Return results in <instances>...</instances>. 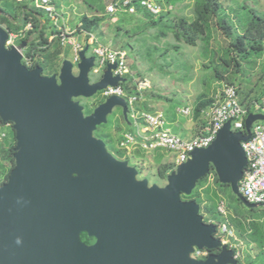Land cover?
<instances>
[{
  "label": "water",
  "instance_id": "1",
  "mask_svg": "<svg viewBox=\"0 0 264 264\" xmlns=\"http://www.w3.org/2000/svg\"><path fill=\"white\" fill-rule=\"evenodd\" d=\"M8 33L0 27V119L16 134L15 168L0 187V264H237L233 251L197 261V251L222 246L214 225L204 224L199 206L183 202L212 166L221 184L247 208L238 183L246 167L241 143L245 134L225 124L205 150L190 159L159 188L137 181L136 171L117 161L102 141L97 126L116 107L126 115L124 99L111 97L84 116L75 98H91L122 80L107 66L91 84L94 58L79 52L78 75L63 61L58 76L43 77L21 63L26 42L6 47ZM85 233L96 240L80 241Z\"/></svg>",
  "mask_w": 264,
  "mask_h": 264
},
{
  "label": "trees",
  "instance_id": "2",
  "mask_svg": "<svg viewBox=\"0 0 264 264\" xmlns=\"http://www.w3.org/2000/svg\"><path fill=\"white\" fill-rule=\"evenodd\" d=\"M61 1L64 2L57 0L54 3L58 13H60L61 4L67 3L69 0ZM74 1H80L79 5L87 10V13L79 18L78 24L73 31V34L76 35L78 39L82 36L83 43L80 41L79 43L82 44L83 47H86L88 35H94V32L104 20L114 17L107 16L105 14V8L110 4H114L117 0ZM177 1L178 0H156V3L160 6L162 3L165 4L163 8L165 9L166 7H174ZM132 4L136 8L135 14L119 15L137 16L147 19L151 22L152 27H158L159 33L157 34V38H159V36H166L167 32H171L176 43L183 42L190 47H195L197 41L201 40L204 47L203 52L211 54L208 63L202 64L203 68L212 71L214 77L217 79L226 81L227 86L234 87L230 80L223 77V72L226 71L223 68L232 66L231 68L234 73H238L239 70L242 69L241 64L243 65L245 63L251 65V68H255L257 59H260L264 54V12L258 13L246 7L245 10H236L234 14L232 9L226 12L218 0H194L192 8L194 16L191 19H185L184 17L171 16V10L161 12L157 16L152 15L148 11L139 8L136 1ZM10 6L8 10V7L3 4V0H0V27H4L9 34L17 36V45L26 42V46L22 51V65L28 71L40 68L42 70L41 76L43 77L58 76L64 60H62V46L58 39L54 37L59 33L55 23L44 10L35 7L34 0H11ZM247 10L251 11L252 17L246 20L247 14H244V12ZM214 17L216 28L228 40L227 52L229 54V59H220V66L223 67V72H221V68L219 69L218 63L215 60V58H218L216 53L214 51L210 52L207 49L211 39V20ZM116 28L118 30L121 29V27ZM172 48L174 51H178L179 49L178 45H174ZM88 51L89 50H87V52ZM89 56L91 57V54ZM201 56L204 60L207 57L205 53H202ZM262 66L263 68L259 72V76H257V79L260 81H264V63ZM101 71L102 70H100L99 73ZM90 73L93 74L92 71ZM134 77L137 82L143 79L137 71H135V74H132L129 70L121 85L126 96L137 95L133 84ZM234 89L241 106L247 112L245 121L247 118H251L254 119L255 123L261 122L264 118L257 110L256 105L264 95L252 101L250 100V95L252 94L251 87H248L245 93L242 94L240 93V88L234 87ZM144 92L143 97L135 104L144 99L147 104H151L155 101L151 96H144ZM213 96L214 94L212 96H210V94L199 95L192 108V119L198 121L199 125H201L199 126V134L202 133L206 125L203 121V113L213 104ZM93 99L94 98H91L87 101ZM98 104L97 102L95 106ZM82 108L85 112L84 116H89L92 114L94 107L86 106ZM140 112L150 113L146 111ZM153 113L156 112H152L151 114ZM126 114L130 118L129 109H127ZM100 126H97L95 131L98 130V136L101 137L100 141L104 143L102 138L107 139L106 141H108L111 146L108 152L118 161L126 162L130 167L135 168L139 177L143 178L146 173L145 171L152 167L154 170L153 173H158L159 177L165 179L166 172L173 169L168 165H164L159 158L150 157L145 152H142V150L136 149L127 152L121 149L119 144L123 135L131 132L127 131L122 133L119 125H115L111 131L99 130ZM113 134H115V136H112ZM16 146V134L13 125L11 123H3L0 119V187L7 183L11 172L16 166L14 159ZM174 168H176L175 164ZM211 177L213 178L211 180L213 182L212 185L209 182ZM228 189L230 190L231 187L221 184L214 168L210 166L209 173L196 182L191 193L189 195H181L180 198L183 202H194L199 206V215L202 217L203 223L216 227L217 233L215 237L221 240V242L225 241L227 249H231L234 253H240L236 245H238L239 240H243V242L246 243V250L241 252L242 255H239L237 264H264V223L253 220L250 215L247 217L246 215L241 216L237 213H233V217H226L219 212L218 208L222 203V197ZM235 200L238 205H242L237 197H235ZM258 208L259 207L249 208V211L254 213L253 211H257ZM224 224L227 225L230 230H235V232L232 230L236 238L235 240L231 238L228 239L219 234V229L221 225ZM80 241L86 245L94 243V239L90 238L85 233L80 234ZM208 257L209 256L203 255L196 256V251L192 254V258L197 261H205Z\"/></svg>",
  "mask_w": 264,
  "mask_h": 264
},
{
  "label": "rangeland",
  "instance_id": "3",
  "mask_svg": "<svg viewBox=\"0 0 264 264\" xmlns=\"http://www.w3.org/2000/svg\"><path fill=\"white\" fill-rule=\"evenodd\" d=\"M154 1L156 2V0ZM218 1L226 12L232 9L234 14L236 10H245L246 7L258 13L264 12V0ZM10 3L11 0H3V4L8 7V10L11 7ZM79 3L80 1L75 2L74 0H69L67 3L61 4L58 25H61L63 22L66 26V30L69 31L68 36L83 43L82 36L78 39L76 35L73 34L79 18L87 13V10L79 5ZM193 3L194 0H178L174 4V8L171 9V16L191 19L194 16L192 9ZM164 5L165 4L162 3L161 7L164 8ZM244 14H247L246 20L252 17V13L249 10L245 11ZM116 27H121V29L118 30ZM1 28L6 31L4 27ZM210 28L211 39L207 49L210 52L214 51L216 53L218 58H215V60L218 63L219 69L221 68V72H223V69L226 70L223 72V77L230 80L235 88H240L241 94L245 93L248 87H251L252 94L250 95V100L255 101V99H259L261 95H264V81L257 79L259 72L263 68L264 54L260 59H257L255 68H251V65L246 63L243 65L241 64L242 69H240L238 73L232 71V66L223 68L220 66V59H229V54L227 52L228 40L216 28L215 17L211 20ZM158 33V27H152L151 22L147 19L137 16L116 15L110 19L104 20L94 32V36L103 45L125 51L128 54L125 60L127 70H130L132 74H135V71H137L143 78L141 81H147L149 89L144 92V96H151L155 101L151 104H147L145 99L139 101L134 106L136 111H146L150 113L160 112L165 115L169 112L176 111V109H182L183 107L190 108V117H183L178 113V120L183 122L187 118H192V108L199 95H209L212 92L216 93L222 90L226 86V81L217 79L214 77L212 71L203 68L202 64L208 63L211 54L203 52L204 47L201 40L197 41L195 47H190L183 42L176 43L171 32H167L166 36H159V38H157ZM16 42L17 41H11V47H17L18 45ZM174 45H178V51L173 50L172 46ZM61 52L63 56L62 60L69 61L73 64L72 74L77 77L78 64L74 61L72 47L66 45L62 47ZM202 53L207 55L205 60L202 59ZM86 55L89 57L90 51H88ZM89 80L91 83H97L100 78L98 75L89 73ZM134 80L137 82L135 77ZM123 82L120 83V86ZM93 98V100L86 102L78 97L75 98L74 101L81 107L89 106L92 108L95 107L97 102L102 104L106 101V99L101 96V92H97ZM84 114L85 112L83 111V115ZM115 125H119L122 133L127 131L131 133L135 132V127L131 119L127 114L124 115L119 107L114 108L112 112L107 115L106 123L102 124L99 130L111 131ZM171 129L172 132L180 138L184 139L186 137L181 133L178 127L172 126ZM97 132L98 130L94 131L92 136L96 140H101ZM112 136H115V134ZM102 140L108 152L111 146L108 141H106V138H102ZM151 155L159 158L164 165L173 168L171 171L168 170L166 172L165 179H159L153 176L154 170L152 167L145 171V177H147L146 180L150 186L156 185L158 187H164L167 184L168 177L176 173V168H174V156L168 151L161 149L152 152ZM212 179L211 177L209 181L211 185L213 183L211 181ZM231 193V189L226 190L225 195L222 197V203L219 205V212L223 216L233 217V213H237L241 216L246 215L247 217L250 215L253 220L264 223V208L259 207L257 211H253L254 213H252L242 202V205H238L235 200L236 196ZM236 248L240 252L239 255H242L241 252L246 250V243L243 242V240H239Z\"/></svg>",
  "mask_w": 264,
  "mask_h": 264
},
{
  "label": "built area",
  "instance_id": "4",
  "mask_svg": "<svg viewBox=\"0 0 264 264\" xmlns=\"http://www.w3.org/2000/svg\"><path fill=\"white\" fill-rule=\"evenodd\" d=\"M55 1L57 0H34V3L36 8L44 10L55 23L59 33L54 37L58 39L62 47L66 45L72 47L74 61L78 63V54L84 47L75 38L68 36L69 31L66 30L63 22L62 25H58L60 14L56 11ZM135 1L139 8L156 16L161 12L171 10L170 7L163 9L154 0H117L114 4H110L105 8V14L107 16L133 15L136 13V8L132 4ZM16 40L17 36L8 33L7 48L11 47V41ZM86 47L90 51L91 57L94 58V66L91 69L94 75H98L100 70L104 72L107 66H115V69L111 71L112 77L124 80L125 75L128 74L125 65L127 57L125 51L114 50L108 45L101 44L93 34L88 35ZM133 84L137 93V95L133 96H126L120 84L116 87L108 86L101 91L103 98L119 97L124 99L127 104L130 118L135 127V133L124 134L119 144V147L127 152L136 149L142 151L165 150L174 156V164L177 168L179 165L186 163L190 159L191 153L195 150L207 149L214 142L218 132L225 124H230V130L234 134L243 133L246 136L244 122L247 112L241 106L236 91L232 86L226 85L222 90L214 94V102L206 110L208 121L202 133L191 140L185 141L172 134L162 113L151 114L135 110L134 104L143 97V92L149 89V85L144 80L134 81ZM256 108L264 118V96L260 99ZM178 113L183 117H190L191 110L190 108H182L178 110ZM140 124L141 128H139ZM249 136L247 142L241 143L247 163L238 183V189L249 205L264 208V119L261 122L252 123ZM219 234L228 239H236L232 230L225 224L221 225ZM223 243L226 244L225 241ZM195 251L196 256L203 255L201 251ZM233 254V259L237 261L239 253L233 252Z\"/></svg>",
  "mask_w": 264,
  "mask_h": 264
},
{
  "label": "crops",
  "instance_id": "5",
  "mask_svg": "<svg viewBox=\"0 0 264 264\" xmlns=\"http://www.w3.org/2000/svg\"><path fill=\"white\" fill-rule=\"evenodd\" d=\"M166 8H168V7H166ZM170 8L172 9L174 7H170ZM213 94H215V93L212 92L210 94V96H212ZM183 108H185V107H183ZM180 109H176V111L169 112V113L165 114L164 117H165L167 126H168V128H170L171 132H172V129H171L172 126L178 127L179 130L181 131V133L186 137L183 139V138H180L178 135H176L173 132H172V134H174L175 136L179 137L182 140L188 141V140L193 139L194 137H196L199 134L198 133L199 128H200L199 126H201V125H199L198 121H195L192 118H187L183 122L179 121L177 118L178 117L177 115H178V110H180ZM203 121L205 123H207V121H208L207 111L203 113ZM139 128H141V124L139 125Z\"/></svg>",
  "mask_w": 264,
  "mask_h": 264
},
{
  "label": "flooded vegetation",
  "instance_id": "6",
  "mask_svg": "<svg viewBox=\"0 0 264 264\" xmlns=\"http://www.w3.org/2000/svg\"><path fill=\"white\" fill-rule=\"evenodd\" d=\"M102 75H103V71H101L99 74H98V76H99V78L101 79L102 78ZM91 84H93V83H91ZM83 101H87L88 99H91V98H93V97H91V98H82V97H80ZM100 104H98V105H96L94 108H93V111L99 106ZM122 110V109H121ZM93 111H92V113H93ZM122 113H123V111H122ZM142 152H145L146 154H148V156H152L151 154H152V152L153 151H142ZM113 157V156H112ZM114 158V157H113ZM117 160V159H116ZM118 161V160H117ZM120 162H123V161H120ZM128 165V164H127ZM128 167H130L129 165H128ZM130 168H133V167H130ZM135 171H136V169L135 168H133ZM148 174H149V172H148ZM151 175V174H150ZM153 176H155V177H158L159 179H162L161 177H159V175H158V173H153ZM146 178L147 177H139L138 176V174H137V171H136V180L137 181H142V180H146ZM147 181V180H146ZM147 184H148V182H147ZM151 186H156V185H151ZM149 184H148V187H151ZM158 187V186H157ZM159 188H162V187H159ZM94 239V238H93ZM95 242H96V240L94 239V243H92L91 245H86V246H92V245H94L95 244ZM84 244V243H83ZM222 247H226V245L224 244V243H222V246L220 247V248H218V249H214V250H210V251H205V250H203V251H201L202 252V254H203V256H216V255H218L219 253H220V251H221V248ZM227 248V247H226ZM229 250V249H228ZM218 252V253H217Z\"/></svg>",
  "mask_w": 264,
  "mask_h": 264
}]
</instances>
